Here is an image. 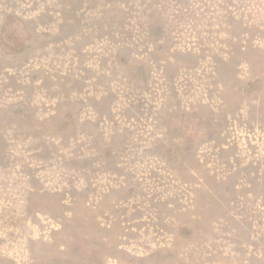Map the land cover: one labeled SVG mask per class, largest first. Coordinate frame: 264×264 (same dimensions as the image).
Wrapping results in <instances>:
<instances>
[{
  "label": "rangeland",
  "instance_id": "rangeland-1",
  "mask_svg": "<svg viewBox=\"0 0 264 264\" xmlns=\"http://www.w3.org/2000/svg\"><path fill=\"white\" fill-rule=\"evenodd\" d=\"M0 264H264V0H0Z\"/></svg>",
  "mask_w": 264,
  "mask_h": 264
}]
</instances>
